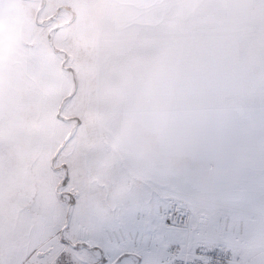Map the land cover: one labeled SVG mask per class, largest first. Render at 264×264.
<instances>
[{"label":"snow or ice","instance_id":"6c2138e0","mask_svg":"<svg viewBox=\"0 0 264 264\" xmlns=\"http://www.w3.org/2000/svg\"><path fill=\"white\" fill-rule=\"evenodd\" d=\"M27 4L0 63V163L46 117L114 124L149 80L168 105L126 223L92 244L61 237L56 264H264V0Z\"/></svg>","mask_w":264,"mask_h":264},{"label":"rangeland","instance_id":"374dc122","mask_svg":"<svg viewBox=\"0 0 264 264\" xmlns=\"http://www.w3.org/2000/svg\"><path fill=\"white\" fill-rule=\"evenodd\" d=\"M26 13L27 0H0V63L22 36ZM115 123L101 129L86 115L85 128L73 131L46 117L0 163V256L7 264H56L60 252L71 251L61 237L92 244L123 227L141 200L143 181L131 177L137 168L122 156L137 149L152 155L163 130H145L147 122L137 117L123 118L122 130ZM81 255L73 254L76 264Z\"/></svg>","mask_w":264,"mask_h":264},{"label":"crops","instance_id":"0c3cea01","mask_svg":"<svg viewBox=\"0 0 264 264\" xmlns=\"http://www.w3.org/2000/svg\"><path fill=\"white\" fill-rule=\"evenodd\" d=\"M166 70H167L166 65L161 64L158 65L157 68L154 70V74L159 75ZM167 112H168L167 100L163 97L161 98L153 97V84L152 81L149 80L145 85L142 95L138 99L133 101L127 112L118 119L119 123H115L114 127L117 130L118 129L122 130L123 128H125L123 127L124 125H121L120 127H118L117 125L121 124V120H123V118L137 117L147 122V125L144 128L145 130H149V128L146 127H150L153 131L163 130L167 122ZM85 115L88 114L86 113ZM137 140L140 141L142 146L149 147V143L147 142V140L146 141L142 139L141 140L137 139ZM138 141H136L137 146H139ZM145 152L146 151L137 149L136 151H132L131 152L132 154L129 155L123 154L122 156L123 162H126L125 159H129L130 160L129 162L135 164L136 166L135 168L137 169L132 170L133 173L131 172V177L135 178L136 180L138 179V181L139 180L143 181L142 183H140L142 187L144 186L145 181L149 175L152 164L156 162L155 161L156 150L152 151L153 153L152 155H148V154L146 155ZM147 152L149 151L147 150ZM118 160L120 161L121 157L118 158ZM159 163L161 167L166 166V162L164 161H160ZM139 172H141L142 174L139 175L138 174Z\"/></svg>","mask_w":264,"mask_h":264}]
</instances>
